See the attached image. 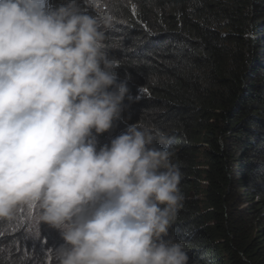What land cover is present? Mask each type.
<instances>
[{
	"label": "clouds",
	"instance_id": "clouds-1",
	"mask_svg": "<svg viewBox=\"0 0 264 264\" xmlns=\"http://www.w3.org/2000/svg\"><path fill=\"white\" fill-rule=\"evenodd\" d=\"M115 1L0 0L8 264H42V233L54 237L48 264H189L184 243L168 238L183 200L170 138L140 124L122 71L133 2Z\"/></svg>",
	"mask_w": 264,
	"mask_h": 264
},
{
	"label": "trees",
	"instance_id": "trees-1",
	"mask_svg": "<svg viewBox=\"0 0 264 264\" xmlns=\"http://www.w3.org/2000/svg\"><path fill=\"white\" fill-rule=\"evenodd\" d=\"M131 1V105L181 173L168 238L189 264H264V0Z\"/></svg>",
	"mask_w": 264,
	"mask_h": 264
},
{
	"label": "rangeland",
	"instance_id": "rangeland-1",
	"mask_svg": "<svg viewBox=\"0 0 264 264\" xmlns=\"http://www.w3.org/2000/svg\"><path fill=\"white\" fill-rule=\"evenodd\" d=\"M52 230L54 229V228H52V227H50ZM54 230H57V229H54ZM58 231V230H57ZM58 234H60L59 233V231H58ZM43 237H45V236H43V233H42V235H41V238H39V239H37V240H40L39 241V244L41 243V244H43L42 245V248H43V250H42V256H41V258H40V262L42 263V264H48L50 261H51V258L46 254V249H48V248H52V244H53V242H54V237L52 236V235H50V236H48V237H46V238H43ZM37 240H36V243H37ZM40 244V245H41ZM35 255V254H34ZM54 264H55V261H54Z\"/></svg>",
	"mask_w": 264,
	"mask_h": 264
}]
</instances>
